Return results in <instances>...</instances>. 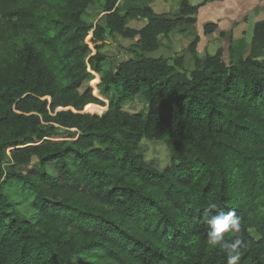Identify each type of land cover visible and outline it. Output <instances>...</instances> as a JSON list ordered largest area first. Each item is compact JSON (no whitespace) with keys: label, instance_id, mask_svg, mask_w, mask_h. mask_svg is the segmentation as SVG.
Wrapping results in <instances>:
<instances>
[{"label":"trees","instance_id":"16d2710c","mask_svg":"<svg viewBox=\"0 0 264 264\" xmlns=\"http://www.w3.org/2000/svg\"><path fill=\"white\" fill-rule=\"evenodd\" d=\"M121 1L0 0V264H228L205 217L229 211L238 264H264V20L250 42L230 37L226 60L221 47L199 56L195 35L188 69L145 53L221 0H181L174 15ZM114 35L131 40L116 63ZM140 93L146 114L125 110ZM142 140L165 145L164 168Z\"/></svg>","mask_w":264,"mask_h":264},{"label":"rangeland","instance_id":"374dc122","mask_svg":"<svg viewBox=\"0 0 264 264\" xmlns=\"http://www.w3.org/2000/svg\"><path fill=\"white\" fill-rule=\"evenodd\" d=\"M126 0H122L121 2L124 3ZM181 0H152V7L154 11L156 12H166L168 14L174 15L177 14L179 11V5ZM200 0H190L192 4L198 3ZM102 3V0H99L100 4ZM133 5H141L140 0H136L132 3ZM99 6H91L87 12L83 15V18L86 20H93L94 22L97 20V18L100 16L99 14ZM210 11V10H209ZM255 12H253L248 19V26L244 28V38L247 42H250L252 38V30H253V17L255 16ZM142 21L140 20H131L128 22V25L131 27L139 28L142 26ZM197 25V23H196ZM197 29V30H196ZM195 29V25H188L185 27L184 31H179L178 29H175L171 31L168 36H160V45L157 49L153 51H148L145 53L146 56L149 57H173L175 55H182L184 57L185 67L188 69H191L193 67V60L191 57V53L188 49V45L191 43L193 37L195 35H198L197 32L201 34V37L203 38L201 42L199 43V46L197 45V48L199 49L198 55L203 57L206 54H214L217 50V48L221 47L223 51V58L227 59V47L229 45V39L232 37L230 34L227 33L225 36H220L219 33H216L215 35H205L203 33V26L197 25ZM213 34V33H212ZM205 36V37H203ZM91 33L87 36L85 42L86 44L91 48L92 53L95 52V49L91 43ZM108 46L105 48V53L108 56L109 60L112 63H116L122 59L129 58L131 54L127 50V48L131 44V40L124 39L118 35H114L108 38ZM93 73V72H92ZM94 74V73H93ZM95 77V74H94ZM98 83L95 85L97 93L100 95V97H97L101 102H103L105 105L104 110L107 109L109 100L108 98H104L99 91V82H100V75L98 74ZM90 86L93 89L94 94V87L92 86L90 82ZM101 106L100 104H96ZM124 109L130 112H139L142 114H146L148 110V103L146 98L143 94H137L136 96L130 98L127 100L124 104ZM103 110V111H104ZM140 148L142 152L144 153L145 158L149 162L156 163L159 168H164L169 163V153L165 147V145L162 142L157 141H149V140H142L140 144ZM108 264V263H104Z\"/></svg>","mask_w":264,"mask_h":264},{"label":"crops","instance_id":"0c3cea01","mask_svg":"<svg viewBox=\"0 0 264 264\" xmlns=\"http://www.w3.org/2000/svg\"><path fill=\"white\" fill-rule=\"evenodd\" d=\"M200 2L201 0L198 1V3ZM198 3L196 4L191 3V4L197 5ZM152 5L153 3L151 0L150 6L152 7ZM253 12L256 13L252 20L253 25L257 21L264 20V0L210 1L198 8L196 15V22L194 24L195 29L197 25L203 26L206 22H214L217 24V30L211 35H215L216 33L223 31L230 34L233 39H238L244 37V33H243V31L245 30L244 28L248 26L247 23L249 16ZM160 13H166V12H160ZM141 21L143 23L142 24L143 26L145 20H141ZM197 34L199 36V42H201L203 38L201 37L199 31L197 32ZM197 51H199L198 48Z\"/></svg>","mask_w":264,"mask_h":264},{"label":"clouds","instance_id":"9594fccd","mask_svg":"<svg viewBox=\"0 0 264 264\" xmlns=\"http://www.w3.org/2000/svg\"><path fill=\"white\" fill-rule=\"evenodd\" d=\"M215 204L211 205L206 211L211 213L216 209ZM205 222L209 226L207 231V244L211 248H219L227 255L228 264H238L241 257V241L235 239L233 242H229L225 239V233L239 232L240 224L237 218H235L234 212H220L217 215H209L205 217Z\"/></svg>","mask_w":264,"mask_h":264},{"label":"water","instance_id":"95a60500","mask_svg":"<svg viewBox=\"0 0 264 264\" xmlns=\"http://www.w3.org/2000/svg\"><path fill=\"white\" fill-rule=\"evenodd\" d=\"M193 17L195 16V15H192ZM84 111H86V110H84Z\"/></svg>","mask_w":264,"mask_h":264}]
</instances>
